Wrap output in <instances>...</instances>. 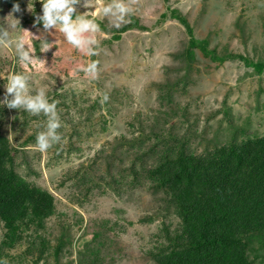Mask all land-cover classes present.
Wrapping results in <instances>:
<instances>
[{"label":"trees","instance_id":"16d2710c","mask_svg":"<svg viewBox=\"0 0 264 264\" xmlns=\"http://www.w3.org/2000/svg\"><path fill=\"white\" fill-rule=\"evenodd\" d=\"M32 1L34 11L23 17L22 25L44 29L42 22L34 23L37 14H42V4L40 0ZM4 3L10 10L19 3L23 10L28 0H4ZM135 13L133 9L130 21L119 29L110 24L109 17H96L101 31L110 35L102 45L122 40L123 34L130 30H147ZM161 17L160 22L169 18L178 20L188 34L185 46L171 54L175 63L166 67V79L156 84L160 106L168 107L165 111L159 110L163 121L157 119L144 126L143 120L135 117L130 126L138 127L137 135L133 134L131 138L121 135L108 141L107 146L90 160L88 167L81 164L77 171L67 173L62 184L75 180L77 188L84 190V196L100 187L99 181L119 195L125 194L127 189L141 188L156 196L161 203L155 208L159 211L145 216L141 222L150 224L155 218L162 219L151 249L147 251L157 264H256L258 250H264V136L238 140L237 135H233L227 142L197 152L190 145V137H198V134L196 131L180 134L176 119L189 120L186 112L189 106L182 107L177 94H187L193 84L191 75L198 61V51L219 64L239 59L259 75L264 73V59L255 60L227 48L219 52L218 46L211 47L209 36H196L189 19L178 8L168 6V12L162 13ZM237 26L242 41L246 42L244 24L238 22ZM10 67L13 74L26 70L19 63L10 62ZM51 79L54 80L53 76ZM44 83L49 102H57L61 122L57 132L62 139L47 150L51 155L65 151L61 143L66 139V151L79 150L73 141L74 136L81 137L76 127L79 124L94 126L98 121L105 130L108 117L119 109L118 104L112 103L118 89L105 91L108 100L101 104L99 97L88 100L73 90L61 91L55 81ZM36 90L38 88L32 90L34 95ZM3 110L7 114L9 108L4 106ZM12 110L10 135L13 137L7 130L3 131L4 120L0 125V225L4 230L0 240V261L10 256L11 250L25 244L27 248L19 261L31 257L32 264H50L49 258L53 256L51 264H60L63 248L71 245L70 231L81 225L83 219L77 218L76 225L61 223L56 243L50 244L45 231L57 213L59 199L48 188L17 170L20 154L28 166L41 156L40 151H35L30 157L27 147L37 146V134L46 130L47 117L43 113L33 116L22 109ZM63 122L73 127L67 130ZM29 130L33 133L29 134ZM125 160L129 162L127 166L123 165ZM115 225L118 227L119 223ZM94 235L99 237V233ZM85 236L86 232L80 240L83 248L78 249L82 256L79 264H104L100 258L101 250L91 248V242Z\"/></svg>","mask_w":264,"mask_h":264},{"label":"rangeland","instance_id":"374dc122","mask_svg":"<svg viewBox=\"0 0 264 264\" xmlns=\"http://www.w3.org/2000/svg\"><path fill=\"white\" fill-rule=\"evenodd\" d=\"M125 2L135 10V15L147 30H130L123 34L122 40L111 45H102L103 40L110 35L100 31L96 34L100 40L97 54L90 56L69 43L55 27L45 30L22 25L23 17L32 12L29 7L34 8L32 0H28L25 9L15 13L6 7L4 0H0V24L5 21L15 22L18 31L25 35L35 50L36 63L23 65L31 77L29 94L34 95L32 90L37 88L45 89L46 80L55 81L61 91L73 90L92 101L105 96V91L118 89V95L112 103L118 104L119 109L108 117L105 130H102L98 121L94 126L79 124L76 127L81 137L74 136L73 141L79 150L66 151V139L61 143L65 149L62 154L51 155L45 151L29 166L22 154L17 156L18 172L48 188L59 199L57 213L48 222L45 231L51 245L56 243L61 233V223L75 224L77 218L83 219L81 225L75 224L70 231L71 245L63 248L59 256L60 264H69L71 261L72 264H79L82 256L78 249L83 248L80 240L85 232L91 248L101 250L100 258L104 264H157L147 251L151 249L153 236L158 232L162 219L155 218L150 224L141 222L145 216L159 211L155 209L161 204L156 196L141 188L135 191L127 189L125 194L119 195L115 189L99 180L100 187L84 196V190L77 188L75 180H68L64 184L62 180H65L67 173L77 171L81 164L88 167L90 160L101 148L107 146L108 141L121 135L128 138L137 135L138 127L130 126L135 117L143 120L144 126L157 119L163 121L159 110L165 111L168 107L160 106L156 84L166 79V67L175 63L171 54L183 48L188 41L186 29L178 20L169 18L160 22L162 13L168 12V6L178 8L186 15L196 36H209L211 47L218 46L219 52L227 48L255 60L264 59V0ZM94 3V9H89V12L95 11L96 17H103L100 8L110 2L94 0ZM77 8L80 12L88 10L82 4ZM238 22L244 24L246 42L240 37ZM45 39L51 43L52 48L40 52V43ZM197 53L198 61L191 75L193 84H190L187 94H177L180 105L184 108L189 106L186 108L189 120L183 122L184 117H180L182 121L176 119L177 131L180 134L196 131L198 137H190V145L197 152L227 142L233 135H237L238 140L264 136V73H254L252 67L246 66L239 59L219 64L199 51ZM93 61L98 62L95 78L80 70ZM10 62L21 64L14 48L0 44V100L4 99L8 77L13 74ZM10 95L13 97L14 94H9L8 98ZM12 118V109L6 114L3 107H0V125L4 120L3 131L7 130L9 135L12 134ZM63 125L67 126V130L73 127L64 122ZM28 133L33 131L29 130ZM27 149L30 157L38 151L33 144ZM128 163L125 160L123 165L127 166ZM115 223H119V226ZM3 231L0 225V240ZM95 233H99V237H95ZM26 248L23 244L11 250L10 256L3 262L32 264L31 257L19 261ZM257 253L256 264H264V250L260 249ZM53 261L54 257L51 256L50 264Z\"/></svg>","mask_w":264,"mask_h":264},{"label":"clouds","instance_id":"9594fccd","mask_svg":"<svg viewBox=\"0 0 264 264\" xmlns=\"http://www.w3.org/2000/svg\"><path fill=\"white\" fill-rule=\"evenodd\" d=\"M42 4V14H37L35 25L43 23L45 30L55 27L64 34L66 40L76 48L82 50L87 55H96L100 45L97 33L101 31L96 20V12H89L94 9V0H40ZM83 5L88 9L78 12V5ZM30 11H34L29 7ZM13 13L21 11L20 4L13 6ZM133 9L125 0H111L110 3L100 8V15L109 17L110 24L116 29L130 21ZM14 16V15H13ZM15 17V16H14ZM16 20H19L16 18ZM53 34V33H51ZM0 44L14 48L15 55L22 65L35 64V50L27 41L25 35L18 31L15 22L5 21L0 24ZM52 48L51 43L45 39L40 43V52H47ZM98 62L93 61L80 70L85 74H91L93 78L97 74ZM30 74L27 72L15 73L8 77L5 84L4 99L0 100V107L7 106L9 109L24 110L30 115L37 116L43 113L47 117L46 130L37 134V149L41 153L47 151L62 139L57 132L61 128V122L57 113V102H49L46 91L43 88L36 90L35 95L29 94ZM9 94H14L11 99ZM108 100L107 95L100 100L101 104ZM0 264L6 262L0 261Z\"/></svg>","mask_w":264,"mask_h":264}]
</instances>
